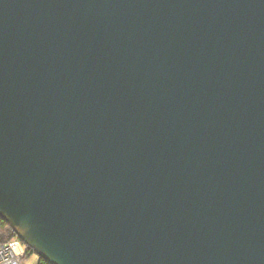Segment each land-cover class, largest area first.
Masks as SVG:
<instances>
[{
    "label": "water",
    "instance_id": "95a60500",
    "mask_svg": "<svg viewBox=\"0 0 264 264\" xmlns=\"http://www.w3.org/2000/svg\"><path fill=\"white\" fill-rule=\"evenodd\" d=\"M0 217L50 264H264V0H0Z\"/></svg>",
    "mask_w": 264,
    "mask_h": 264
},
{
    "label": "built area",
    "instance_id": "2783aa9c",
    "mask_svg": "<svg viewBox=\"0 0 264 264\" xmlns=\"http://www.w3.org/2000/svg\"><path fill=\"white\" fill-rule=\"evenodd\" d=\"M27 246L21 240L0 244V264H25Z\"/></svg>",
    "mask_w": 264,
    "mask_h": 264
},
{
    "label": "trees",
    "instance_id": "16d2710c",
    "mask_svg": "<svg viewBox=\"0 0 264 264\" xmlns=\"http://www.w3.org/2000/svg\"><path fill=\"white\" fill-rule=\"evenodd\" d=\"M13 240H20L19 237L13 232L9 224L0 217V244L8 243ZM37 256L38 260L36 264H50L46 260L40 258L32 249L27 247L26 259L30 256Z\"/></svg>",
    "mask_w": 264,
    "mask_h": 264
},
{
    "label": "rangeland",
    "instance_id": "374dc122",
    "mask_svg": "<svg viewBox=\"0 0 264 264\" xmlns=\"http://www.w3.org/2000/svg\"><path fill=\"white\" fill-rule=\"evenodd\" d=\"M25 257H26V255H25ZM25 257L23 259L25 264H36V262L38 260V257L35 255L27 257V259Z\"/></svg>",
    "mask_w": 264,
    "mask_h": 264
}]
</instances>
